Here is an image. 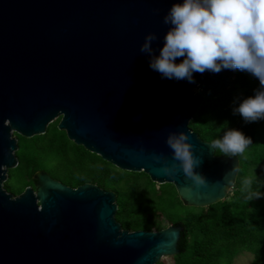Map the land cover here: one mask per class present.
<instances>
[{
  "label": "water",
  "instance_id": "obj_1",
  "mask_svg": "<svg viewBox=\"0 0 264 264\" xmlns=\"http://www.w3.org/2000/svg\"><path fill=\"white\" fill-rule=\"evenodd\" d=\"M175 2L0 0V264H155L178 253L183 230L123 229L113 191L90 182L71 187L46 172L34 175L35 189L7 192L2 182L17 165L14 132L43 134L59 119L75 144L117 168L173 184L186 205L206 207L233 187L238 156L217 155L189 123L205 97L233 85L235 70L193 73L194 84L162 79L139 51L154 32L158 54L169 27L163 17ZM170 130L188 134L206 185L182 171L166 176L153 161L162 153L171 162Z\"/></svg>",
  "mask_w": 264,
  "mask_h": 264
},
{
  "label": "trees",
  "instance_id": "obj_2",
  "mask_svg": "<svg viewBox=\"0 0 264 264\" xmlns=\"http://www.w3.org/2000/svg\"><path fill=\"white\" fill-rule=\"evenodd\" d=\"M259 87L256 78L235 70L233 85L216 97H205L190 120L189 128L209 143L226 127L239 128L252 140L238 156L239 170L231 195L206 207L186 205L173 184H158L144 172L117 168L75 144L58 129L59 119L43 134L25 137L14 133L17 165L7 170L4 188L13 195L26 186L35 189L34 175L46 172L71 187L90 182L113 191L117 204L114 217L123 229L156 231L164 228L163 221L181 224L178 253L164 256L155 264H231L242 250L264 255V195L249 201L242 191V181L252 178L253 186L260 185L264 193V120L245 124L239 115L232 114L234 100L253 95ZM12 177L18 183L16 189L9 185ZM253 264H264V260L257 258Z\"/></svg>",
  "mask_w": 264,
  "mask_h": 264
},
{
  "label": "clouds",
  "instance_id": "obj_3",
  "mask_svg": "<svg viewBox=\"0 0 264 264\" xmlns=\"http://www.w3.org/2000/svg\"><path fill=\"white\" fill-rule=\"evenodd\" d=\"M163 23L169 27L158 54L152 47L158 39L154 32L145 35L139 48L148 55L153 71L162 79L193 84V73L197 72H247L259 81L260 87L253 95L237 97L232 114L239 115L245 124L264 120V0H177L164 15ZM165 142L171 150V162L162 153L152 154L161 173L175 176L182 171L194 185H206V178L196 171L202 156L195 154L188 134L170 130ZM250 143L251 138L241 129L226 127L210 146L232 157L242 155ZM254 183L252 178L242 181V191L249 201L264 195L260 185L254 187Z\"/></svg>",
  "mask_w": 264,
  "mask_h": 264
},
{
  "label": "rangeland",
  "instance_id": "obj_4",
  "mask_svg": "<svg viewBox=\"0 0 264 264\" xmlns=\"http://www.w3.org/2000/svg\"><path fill=\"white\" fill-rule=\"evenodd\" d=\"M15 133V132H14ZM15 137V136H14ZM16 138V137H15ZM50 163V166L52 165V161H49ZM7 177H8V174H7ZM13 178V177H12ZM6 180H4L2 182V188H4V183H5ZM159 184V183H158ZM9 185L12 189H16L17 188V185L18 183L16 182V180L13 178L9 181ZM5 189V188H4ZM231 190L232 188H230L227 192V194L229 193L231 195ZM10 193V192H9ZM228 200H231V196L228 197ZM168 226V224L163 221V227H166ZM259 259V260H264V255L261 254V255H256L252 252H249V251H245V250H242V251H239L237 254H235V256L232 258L231 260V264H253L256 259Z\"/></svg>",
  "mask_w": 264,
  "mask_h": 264
}]
</instances>
